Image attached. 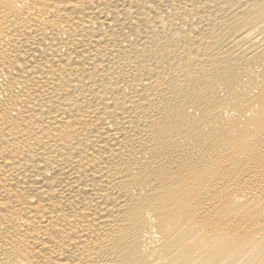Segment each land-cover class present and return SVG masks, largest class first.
<instances>
[{"label":"bare ground","instance_id":"1","mask_svg":"<svg viewBox=\"0 0 264 264\" xmlns=\"http://www.w3.org/2000/svg\"><path fill=\"white\" fill-rule=\"evenodd\" d=\"M0 264H264V0H0Z\"/></svg>","mask_w":264,"mask_h":264}]
</instances>
